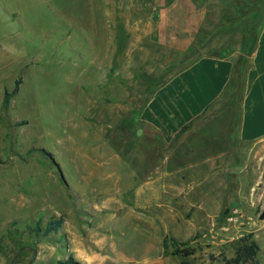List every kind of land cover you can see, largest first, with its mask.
Returning a JSON list of instances; mask_svg holds the SVG:
<instances>
[{"label": "rangeland", "instance_id": "374dc122", "mask_svg": "<svg viewBox=\"0 0 264 264\" xmlns=\"http://www.w3.org/2000/svg\"><path fill=\"white\" fill-rule=\"evenodd\" d=\"M263 26L264 0H0V264H226L249 235L264 264L258 161L216 157L237 98L170 142L138 119ZM166 238L195 255L165 254Z\"/></svg>", "mask_w": 264, "mask_h": 264}, {"label": "crops", "instance_id": "0c3cea01", "mask_svg": "<svg viewBox=\"0 0 264 264\" xmlns=\"http://www.w3.org/2000/svg\"><path fill=\"white\" fill-rule=\"evenodd\" d=\"M236 59V53L231 51L205 54L168 80L138 115L144 133L170 142L181 134L183 127L191 128L212 108L225 104L233 96ZM231 107L237 114L232 117V128H228L223 154L216 157L230 158L232 149L241 150L244 155L249 151L248 157L258 161V203L264 208V26L246 66L237 105L230 102L228 108Z\"/></svg>", "mask_w": 264, "mask_h": 264}, {"label": "trees", "instance_id": "16d2710c", "mask_svg": "<svg viewBox=\"0 0 264 264\" xmlns=\"http://www.w3.org/2000/svg\"><path fill=\"white\" fill-rule=\"evenodd\" d=\"M257 42H258V38H256L254 41L245 39L243 42L242 55L234 63L231 94L233 95V97H236L237 99L240 96L241 90L243 88L246 66L255 50ZM21 83L22 80L19 79L15 84L14 90L11 93L8 92L6 93L4 99L5 105L9 104L10 100L16 94H18ZM189 128L190 125L183 127L181 133L185 132ZM63 223H64L63 219L51 221L45 229V234L48 235L52 232H58L62 227ZM34 231L40 232V227H38ZM186 244L187 243L180 242L175 238H166L163 244L165 254L173 255V256L182 255L184 257H190L195 255V251L192 249H185L184 251H181L180 247L185 246ZM259 253H260L259 244L255 240H253L252 235H249L247 238H244L242 240V245L237 249L235 257H233L232 259L225 258L224 261L226 262V264H260ZM59 264H75V263H73V260L70 258L65 263H59ZM181 264H188V263H181Z\"/></svg>", "mask_w": 264, "mask_h": 264}, {"label": "water", "instance_id": "95a60500", "mask_svg": "<svg viewBox=\"0 0 264 264\" xmlns=\"http://www.w3.org/2000/svg\"><path fill=\"white\" fill-rule=\"evenodd\" d=\"M62 175V174H61Z\"/></svg>", "mask_w": 264, "mask_h": 264}]
</instances>
